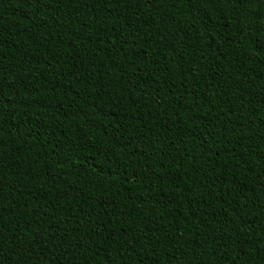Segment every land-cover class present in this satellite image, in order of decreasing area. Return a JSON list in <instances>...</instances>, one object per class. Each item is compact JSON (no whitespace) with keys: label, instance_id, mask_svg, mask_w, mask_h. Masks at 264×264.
<instances>
[{"label":"trees","instance_id":"16d2710c","mask_svg":"<svg viewBox=\"0 0 264 264\" xmlns=\"http://www.w3.org/2000/svg\"><path fill=\"white\" fill-rule=\"evenodd\" d=\"M0 264H264V0H0Z\"/></svg>","mask_w":264,"mask_h":264}]
</instances>
